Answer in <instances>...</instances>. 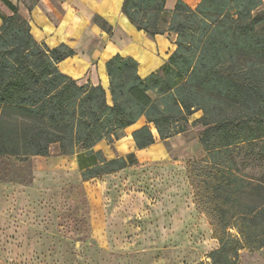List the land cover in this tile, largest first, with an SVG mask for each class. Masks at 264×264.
I'll return each instance as SVG.
<instances>
[{
    "label": "trees",
    "instance_id": "trees-1",
    "mask_svg": "<svg viewBox=\"0 0 264 264\" xmlns=\"http://www.w3.org/2000/svg\"><path fill=\"white\" fill-rule=\"evenodd\" d=\"M167 1L123 0L122 12L137 30L150 38L175 34L176 50L145 78L135 59L114 56L106 63L109 93L61 72L73 49L39 43L18 12L4 18L0 156L49 157L58 146L60 156L95 160L87 167L79 160L87 182L137 164L134 153L107 159L95 150L100 142L114 145L145 118L132 134L145 150L157 140L150 125L167 141L202 112L205 157L187 162V176L219 248L210 263L199 264H237L241 250L264 247V171L258 177L244 171L256 164L258 147L264 162V0H202L196 8L178 0L171 11ZM95 22L111 32L100 17Z\"/></svg>",
    "mask_w": 264,
    "mask_h": 264
},
{
    "label": "rangeland",
    "instance_id": "rangeland-1",
    "mask_svg": "<svg viewBox=\"0 0 264 264\" xmlns=\"http://www.w3.org/2000/svg\"><path fill=\"white\" fill-rule=\"evenodd\" d=\"M201 114L192 115L186 130L167 141L150 125L156 145L134 149L137 164L87 182L78 158H58L57 146L49 157L0 156V264L210 263L208 255L219 243L212 244L213 229L202 218L186 170L188 160L205 156ZM146 124L143 119L137 126ZM100 151L109 160L119 156L116 146L103 144ZM80 156L82 166L92 163ZM261 156L258 147L247 175H262ZM23 203L37 211L38 226L30 222L31 210L20 209ZM152 219L147 228L145 221ZM156 219H165V225ZM146 231L149 241L143 240ZM237 264H264V247L241 250Z\"/></svg>",
    "mask_w": 264,
    "mask_h": 264
},
{
    "label": "crops",
    "instance_id": "crops-1",
    "mask_svg": "<svg viewBox=\"0 0 264 264\" xmlns=\"http://www.w3.org/2000/svg\"><path fill=\"white\" fill-rule=\"evenodd\" d=\"M177 1L168 0L166 4L167 10H173ZM182 1L190 7L196 8L202 0ZM122 6L123 0H39L33 4L32 9H29V5L24 0H0V28L3 25L4 18L13 16L18 12L30 23L31 33L39 43L46 44L50 49L65 44L74 50L75 54L73 56L59 64L61 72L80 83L90 82L95 86L102 85L109 93L106 63L114 56L121 55L122 57L135 59L139 63L140 76L145 78L159 70L176 50L175 42L177 36L175 34L158 35L155 38L148 37L145 32L137 30L131 24L123 14ZM97 16L111 27L110 33L95 22V17ZM198 113L200 112L195 114ZM201 117L202 114L198 118L200 119ZM143 119L146 120L141 118L139 121ZM138 122L126 129L131 130V132L125 138L116 141L114 145H109L108 142L102 141L96 146L95 150L100 151L103 144L106 147L116 146L119 152V156L116 158L126 157L128 154L133 153L134 149L140 151L136 147L132 136L135 130L141 128L137 126ZM201 148L204 151L202 146ZM157 153L162 154L160 152ZM76 157L78 158V163L79 160L82 162L81 156ZM58 158L68 157L59 155ZM86 158L91 159L92 163H94L93 158L87 156ZM19 190L21 191V189ZM22 206L21 210H26L27 213L30 210L32 211L29 216L33 220L30 222H32V225L38 226L39 223H35L34 219L37 211L30 208L26 203H23ZM202 215L203 220L208 222L207 217L203 213ZM153 221L154 219L146 220V227L152 228ZM155 221L158 225H165V219L160 220V222L157 219ZM148 231L143 233V240L149 241L147 237V235L149 236L147 234ZM165 236L167 237L168 235ZM212 244L216 246L218 241L212 238Z\"/></svg>",
    "mask_w": 264,
    "mask_h": 264
}]
</instances>
